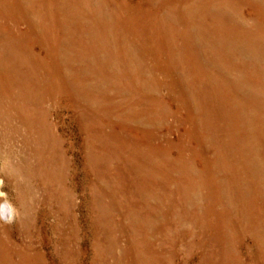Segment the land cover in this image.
<instances>
[{"label":"rangeland","instance_id":"obj_1","mask_svg":"<svg viewBox=\"0 0 264 264\" xmlns=\"http://www.w3.org/2000/svg\"><path fill=\"white\" fill-rule=\"evenodd\" d=\"M214 1L31 0V8L35 13L30 14L25 12L28 10L25 7L16 8L19 0H0L1 28L24 32V20L26 14H29L32 18L40 19L43 31L47 30L51 47L54 46L66 56L77 58L81 54L79 57H84L82 60L85 59L87 73L78 76L79 78L75 77V80L83 82L84 92L92 95L93 110H102L100 116L94 118V124L96 127L100 124L105 129L102 137L107 142L111 141L108 145V157L111 160L107 164V170L110 169L113 185H125L114 197L104 196V191L101 192L102 185L94 175L95 171L88 172L85 164V142L89 135L77 118L78 111L84 112L83 106L78 107L77 105H81L79 102L76 105L69 101L65 94L71 93L56 77L49 76L46 67L39 80V94L25 105L20 95L0 87V169L4 166L0 172V193L4 194L0 195V209L8 205L13 210L10 219L1 217L0 213V224L5 228L0 237L9 236L7 238L17 247L30 253H40L48 264H57L58 245L66 239L65 232L69 231L70 226L67 225V230L61 237H57L52 231L60 217L57 213L60 206L54 197L67 190L66 193H73L72 202L75 207L71 210V215L77 228L79 227L77 237L80 238L74 240L75 242L71 240L70 246L76 254H85V264H264V219L258 242L249 236L246 231L248 225L243 222L249 206L264 202V196L245 193L249 162L244 156L249 143L248 98L251 94H264V20L261 14L254 13L253 5H257L255 0ZM259 1L264 4V0ZM28 6L30 7L29 3ZM186 17L189 18L188 22ZM84 31L90 34H85ZM115 34L120 38L121 44H118ZM250 34H254L257 43V48L252 49L253 51L249 50ZM43 57L45 62L50 61L44 54ZM78 58L75 67H81ZM56 59L61 61L60 57ZM128 60L136 65L122 66ZM51 64L52 61L47 63L50 67ZM59 67L60 72L65 71L63 66ZM126 70L129 71L128 74H125ZM72 78L70 77V81ZM251 86L257 87L256 93H253ZM25 114L32 123L38 126L43 124L40 130L44 127L48 131L47 145L50 151L52 147H56V141L58 145L60 142V152L67 161L62 167L58 156L51 159L43 157L47 164L43 175L46 173L45 176L48 177L49 194L41 190L40 181L29 178L30 181L27 182L23 173L22 161L28 156L30 146L25 143L29 136L23 123ZM119 123L120 128L117 126ZM90 145L96 144L91 142ZM148 145L163 149L162 155H166L167 165L171 169V177L168 178L171 180L166 186L171 193L173 212L177 214L175 216H169L171 214L162 202L157 203V206L150 201L151 206H156L155 212L150 210L149 201L148 204L144 203L148 199L147 193L144 198H138L135 190L128 185L133 171L135 173L134 169L138 168L139 161L142 162L132 158V153L128 151L134 147L145 150ZM132 146L134 147L130 150ZM96 154L98 159V153ZM141 156L142 159L145 158L142 162L144 166L151 157L146 152H142ZM32 159H29L30 164L37 166L38 161ZM117 167L120 168L119 176L115 171ZM98 169L101 172L103 170ZM185 175L189 176L183 184L182 178ZM122 178L126 182H122ZM159 178L161 177H158L157 186L160 189L164 180ZM231 179L236 180L237 184L240 183L242 197L257 199L259 203L251 200L249 206L230 209L236 215L226 216L229 224L225 225L226 231L219 235L220 228L215 227L213 218L204 216L203 210L209 204L208 194L218 185L227 190L228 196L233 197L222 202V208L228 207L229 200L235 199L231 193ZM87 188L91 189V193ZM183 188H186L185 194ZM157 192L155 196L166 200L167 195ZM65 196L68 202L69 196ZM188 201L192 207L187 208ZM186 208L188 215L185 214ZM222 208L218 206L217 209L221 211ZM255 211L259 217H263L264 208L261 211L255 209L253 212L256 213ZM254 213L251 219L256 217L257 214ZM184 216L199 217L195 219V225H186ZM31 225H35L38 231H35L34 237H26L25 231L31 229ZM217 234L219 237H216ZM205 239H215L217 242L204 243ZM27 243H33L32 247L26 246ZM153 244H156L155 256L152 254ZM213 250L221 257L216 255L213 258ZM207 257L211 258L206 260Z\"/></svg>","mask_w":264,"mask_h":264},{"label":"bare ground","instance_id":"obj_2","mask_svg":"<svg viewBox=\"0 0 264 264\" xmlns=\"http://www.w3.org/2000/svg\"><path fill=\"white\" fill-rule=\"evenodd\" d=\"M16 1V0H15ZM38 1V0H37ZM90 1V0H89ZM216 1V0H215ZM214 1V2H215ZM257 5H253L254 7V13H259L262 15V19L264 20V4H262L259 0H255ZM228 2V1H227ZM226 2V3H227ZM28 3L30 4V7L28 6ZM34 3V2H33ZM12 4V2H11ZM19 5L16 7L18 9H22V8H27L28 10H26L25 12L28 11V13L30 14H34V10H32V5H31V0H19ZM36 5V4H35ZM214 5V4H213ZM221 5V4H220ZM219 5V6H220ZM225 5V3H224ZM6 6V5H5ZM141 6V5H140ZM218 6V5H217ZM9 7V6H8ZM236 7V6H235ZM251 7V6H250ZM11 8V7H9ZM233 9V8H232ZM4 10V9H3ZM79 10V9H78ZM184 10V9H183ZM11 11V10H10ZM30 11V12H29ZM228 11V10H227ZM9 12V11H8ZM252 12V11H251ZM12 13V12H11ZM121 13V12H120ZM8 14V13H7ZM14 14V13H12ZM26 14V13H25ZM51 14V13H50ZM2 15V14H1ZM134 15V14H133ZM182 15V14H181ZM193 15V14H192ZM9 16V15H8ZM21 17V16H20ZM50 17V16H49ZM115 17V16H114ZM18 18V17H17ZM176 18V17H175ZM40 20V19H39ZM37 17H31V15H27L26 14V19L24 20L26 23V29L24 30V32H20V31H10L8 29H4L1 28L2 24H1V20H0V87L8 92H12L13 94L15 93L18 94L17 96H21L22 100H23V104L25 105V103H27V101H29L31 98L32 99H36V94H39V89L41 87L40 85V77L43 74V70H45L46 67H48V73L49 76H53L56 77L61 84H63V87L68 90L71 94H65L68 98L69 101H71L73 104L77 105V102H79V104L81 105H77L78 107L83 106V111H78L77 112V118L80 122V124L82 126H84V129L88 132L87 134L88 139L87 142H85V148L87 149V154H86V163L87 164V168L89 169L88 172H91V170H94V175L96 176L97 180L99 181L100 185H102V189L101 192L104 191V196H110V197H114V195L116 193H118L117 191H119L120 189L122 190L124 188V184H117V185H113L111 182V177H110V169L107 170V164H109V161L111 160V157H108V145H110V142L106 140V138L102 137V132L104 133V130L102 128V126H100V124L96 125L94 124L95 120L94 118H97L98 116H100V111L99 109H94L92 108L93 106V100L91 99V94H86V92H84L83 90V86L82 84H84L83 82L81 83L80 80L76 79L75 77L79 78L78 76L81 77V75L86 74V63H85V59L84 61L82 60L84 57H79L80 55L77 56L78 58V62L81 65V67H75L77 64L76 63V56L72 57V56H66L65 53H61L60 50L57 51L56 48L51 47L52 45L49 43V39L47 37V30L45 29L46 32L43 31V28L39 22ZM135 20V19H133ZM45 21V20H44ZM186 21H189V18L186 17ZM43 22V21H42ZM51 22V21H50ZM263 22V21H262ZM259 23V22H258ZM102 24V23H101ZM46 26V25H44ZM100 26V25H99ZM98 26V27H99ZM93 27H95L93 25ZM159 27V26H158ZM7 28V27H5ZM87 28V27H86ZM118 28V27H117ZM260 28V27H259ZM14 29V28H13ZM93 32V31H92ZM104 32V31H103ZM130 32V31H129ZM83 33L88 34L86 31H84ZM191 33V32H190ZM90 34V33H89ZM188 34V32H187ZM111 35V34H110ZM116 35V34H115ZM241 35V34H240ZM93 36V35H92ZM96 36V34H95ZM103 36V35H101ZM105 36V35H104ZM217 36V35H216ZM99 37V36H98ZM96 37V38H98ZM117 37V35H116ZM153 37V36H152ZM190 37V36H189ZM106 38V37H105ZM188 38V37H187ZM100 39V38H99ZM101 39L103 40V38L101 37ZM129 39V38H128ZM174 39V38H173ZM239 39V37H238ZM95 40V39H94ZM169 40V39H168ZM255 37L254 34H250L249 36V50L253 51L257 48V43L255 41ZM93 41V39H92ZM99 41V40H98ZM89 42V41H88ZM104 42V41H102ZM117 42L118 44H121V40L119 37H117ZM167 42V41H166ZM185 42V41H184ZM206 42V41H205ZM105 43V42H104ZM85 44V43H84ZM194 44V43H193ZM119 49V48H118ZM253 49V50H252ZM65 51V50H64ZM125 51V50H124ZM123 51V52H124ZM66 52H68L66 50ZM89 52V51H88ZM122 53V52H121ZM125 53V52H124ZM255 53V52H254ZM43 54L45 55V58H47V60L49 59V62H45ZM130 54V53H129ZM114 55V54H113ZM252 56V55H251ZM60 57L61 61L57 60L56 58ZM73 58V59H72ZM52 61V66H48L47 63H51ZM253 61V60H252ZM56 62H60V63H56ZM212 64V63H211ZM133 66L136 65V63L132 62L131 60L124 62L122 64V66ZM59 66H63L64 70L63 72H60L58 68H60ZM124 66V67H125ZM196 67V66H195ZM254 67V66H253ZM106 69V68H105ZM196 70V69H195ZM198 70V69H197ZM89 72H91V70H88ZM255 71V70H254ZM108 72V71H107ZM128 70L125 71V74H128ZM92 73V72H91ZM198 73V72H197ZM196 73V74H197ZM234 73V72H233ZM132 74V73H131ZM203 75V74H202ZM124 76V75H123ZM52 77V78H53ZM70 77H73L72 80L70 81ZM194 78V76H193ZM47 80V79H46ZM195 83V82H194ZM200 83V82H199ZM51 84V83H50ZM57 87V86H56ZM204 87V86H203ZM252 87V86H251ZM48 88V87H47ZM46 88V89H47ZM212 88V87H211ZM252 91L253 93H256L257 91V87H252ZM64 89V90H65ZM87 90V89H86ZM4 91V92H5ZM91 91V90H89ZM7 92V93H8ZM92 92V91H91ZM90 92V93H91ZM260 93V92H259ZM10 95V94H9ZM114 95V94H113ZM254 95H257V97H255ZM40 96V95H39ZM251 97L248 98V105H247V113H248V139H249V143L248 147H246L245 150V158L247 160V162H249L248 165V169H247V173H248V178L246 181V185H245V193L249 192V195L254 194V195H260V196H264V94H251ZM6 97V96H5ZM10 97V96H9ZM98 98V97H97ZM35 101V100H34ZM37 101V100H36ZM39 101V100H38ZM95 101V100H94ZM33 102V101H32ZM107 102V101H105ZM96 104V103H95ZM32 105V104H31ZM110 106V105H109ZM114 108V107H113ZM112 108V110H113ZM118 108V107H117ZM120 108V107H119ZM81 109V110H82ZM108 109V108H107ZM116 109V108H115ZM120 110V109H119ZM105 111V110H104ZM108 112V111H107ZM205 112V111H204ZM106 113V112H105ZM236 113V112H235ZM56 114V113H55ZM1 115V114H0ZM26 115V114H25ZM116 115V112H115ZM110 116V113H109ZM114 116V115H113ZM117 116V115H116ZM237 116V115H236ZM38 117V116H36ZM108 117V116H107ZM112 117V116H111ZM43 118V117H42ZM105 118V117H104ZM122 118V117H121ZM31 119V118H30ZM67 119V118H66ZM233 119L234 122L236 120V118L233 115ZM108 120V119H107ZM114 120V119H113ZM112 120V121H113ZM120 120V119H119ZM8 121V120H7ZM34 122V121H33ZM104 122V121H102ZM120 122V121H119ZM178 122V121H177ZM4 123V122H3ZM23 123L25 124V126L28 129V138L26 139L25 143L28 144L29 143V147H28V156L24 157L22 163V165H24V170L23 173L25 174V179L26 181H30V180H36V181H40L41 182V190L45 191L47 194H49L48 192V177L45 176L46 173L43 175V172L45 170H47V164L43 161V157H48L49 159H51L52 157H57L60 159V163L63 166L66 165V159L63 156V154L60 152V142L58 145V142L56 141V147H54V149L48 148V141H47V136L49 135L48 131L42 127L43 129H41V125L43 124H39L40 126H38L35 123H32L29 120L28 115H26L25 117H23ZM100 123V121H99ZM105 123V122H104ZM125 123V122H124ZM123 123V124H124ZM237 122H235L236 124ZM121 123H119L117 126L120 128ZM4 126V125H3ZM60 126V125H59ZM109 126V125H108ZM8 127V126H7ZM207 127V126H206ZM109 128V127H108ZM94 129H95V133H94ZM241 129V128H240ZM3 130V129H2ZM89 130H91V133L89 132ZM234 130V129H233ZM247 130V129H246ZM5 132V131H4ZM14 132V131H13ZM50 132V131H49ZM107 132V131H106ZM246 132V131H245ZM137 133V132H136ZM3 134V133H2ZM37 135L38 139L34 136ZM39 134V135H38ZM112 134V133H111ZM6 135V133H5ZM9 135V134H7ZM14 135V134H13ZM238 135V134H237ZM34 136V137H33ZM86 136V135H85ZM185 136V135H184ZM4 137V136H3ZM2 137V138H3ZM8 136H5V138ZM52 137V136H51ZM173 137V136H172ZM1 138V137H0ZM237 138V137H236ZM23 139V138H22ZM108 139V138H107ZM145 139V138H144ZM50 140V139H49ZM86 140V139H85ZM78 142V141H77ZM94 143L96 145H90V143ZM153 142V141H152ZM232 142V141H231ZM235 142V141H234ZM116 143V142H115ZM238 143V142H237ZM25 144V145H26ZM152 144V143H151ZM119 145V144H118ZM14 146V145H13ZM95 147V148H94ZM134 146L130 147V150L133 148ZM148 148L145 150H141L137 147H134L133 150L128 151L131 154L132 158H135L137 160H142V162L144 161V159H142V152H146V154L150 155L151 159L147 160L145 163L146 165L143 166L142 162L139 161V166L137 169L135 170V173L133 171V176H130L132 178L129 187L131 189H134L136 192V197H140V198H144V194L147 193L148 195V199H146V201L144 202L145 204H148L149 201V206L148 208H150V210H156V206H151L150 201L153 202L154 204H156L157 206L162 202L163 206L166 207L167 212H169L171 215L169 216H175L177 215L176 213H174V209H173V201L170 198V194L168 191V186H166V183H170L169 180H171V178L168 180L171 174V170L170 167L167 165L166 162V155H162V150L161 148H157L154 147L153 145H148ZM117 148V147H116ZM237 148V147H236ZM93 149V150H91ZM12 150V148H11ZM117 150V149H116ZM125 150V149H124ZM181 150V149H180ZM25 151V150H24ZM98 153V159H97V154ZM103 151V152H102ZM119 152V151H117ZM12 153V152H11ZM92 153V155H91ZM141 153V154H140ZM117 154V153H116ZM156 154V155H155ZM61 155V156H60ZM112 155V154H111ZM22 156V155H21ZM114 156V155H113ZM30 158H35L38 163L37 166L35 165H31L29 159ZM129 158V157H128ZM168 158V157H167ZM22 159V158H21ZM32 159V160H33ZM47 159V158H46ZM45 159V161H46ZM183 159V158H182ZM8 160V158H7ZM48 160V159H47ZM117 160V158H116ZM129 160V159H128ZM160 160V162L158 161ZM36 161V162H37ZM125 161V160H124ZM16 162V161H15ZM130 162V161H128ZM136 162V161H135ZM138 162V161H137ZM240 162V161H239ZM35 163V162H34ZM33 163V164H34ZM69 163V162H68ZM132 163V162H131ZM144 163V164H145ZM21 164V163H20ZM137 164V165H138ZM215 164V163H214ZM53 165V164H52ZM59 165V164H58ZM57 165V166H58ZM69 166V165H68ZM133 166V165H132ZM143 166V167H142ZM4 167V166H3ZM0 169V172L3 170ZM60 167V166H58ZM183 167V166H182ZM191 167V166H190ZM221 167V166H220ZM224 167V166H222ZM227 167V166H226ZM86 168V169H87ZM103 169L102 172L98 169ZM124 168V167H122ZM228 168V167H227ZM233 168V167H232ZM244 168V167H243ZM50 169V168H49ZM61 169V168H60ZM120 168H116V172H117V176H119L120 174ZM55 170V169H54ZM57 170V169H56ZM63 170V169H62ZM146 170V171H145ZM231 170V169H230ZM17 171V170H16ZM15 171V172H16ZM59 171V170H58ZM61 171V170H60ZM64 171V170H63ZM108 171V173H107ZM55 172V171H54ZM129 172V171H128ZM185 172V171H184ZM4 173V172H3ZM2 173V174H3ZM53 173V172H52ZM56 173V172H55ZM191 173V172H190ZM58 174V173H57ZM229 174V173H228ZM33 175V176H32ZM50 175V174H49ZM83 175V174H82ZM215 175V174H214ZM230 175H233L232 173H230ZM247 175V174H246ZM4 176V175H3ZM53 176V175H52ZM125 176V173H124ZM129 176V175H128ZM187 176L189 175H185L184 178H182V183L185 184V178H187ZM7 177V176H5ZM45 177V178H44ZM57 177V176H56ZM60 177L62 178V176L60 175ZM158 177H161L159 179L164 180L163 183H161L160 185V189L158 188ZM183 177V176H182ZM29 178H31L29 180ZM55 178V177H53ZM23 179V178H22ZM64 179V178H63ZM119 179H121V176L119 177ZM244 179V178H243ZM204 180V179H203ZM213 180V179H212ZM27 181V182H28ZM55 181V180H54ZM53 181V182H54ZM59 181V180H58ZM130 181V180H129ZM128 181V183H129ZM166 181V182H165ZM228 181V180H227ZM236 181V180H235ZM233 179H231V193H233L234 195V200H229V204L228 207L226 209L222 208L223 206V201L225 199L233 198L232 196H228V192L227 190L225 191L223 188H221L220 185L216 186L213 188V191L211 194H208L207 196V200L208 201V207L206 206V210L204 209V216L206 215L207 218L211 219L213 218V222H216V226L220 228L219 230V235H221L220 233L224 230L225 225L229 224L226 221V216H234L236 215L235 213H231L230 209H236V208H244V206H249V203H251V200H257V199H246V196H241V194L243 193L240 189V183H236ZM57 182V181H56ZM122 182H126L124 178H122ZM221 182V181H220ZM1 183V180H0ZM60 183V182H59ZM249 183H253V186H249ZM175 184V183H174ZM189 184V183H188ZM221 184V183H220ZM59 185V184H58ZM201 185V184H200ZM251 185V184H250ZM171 186V185H170ZM169 186V187H170ZM59 187V186H58ZM195 187V186H193ZM201 187V186H200ZM204 187V186H203ZM51 188V187H50ZM190 188V187H189ZM229 188V187H228ZM89 189L90 193H91V189L87 188V190ZM126 189V188H125ZM171 189V188H170ZM58 190V189H57ZM63 191V190H62ZM67 191V190H65ZM65 191H63V193H60L59 195H57V197L55 196L54 198L57 201V205L60 206L59 207V211L57 212L58 215L60 217H58V222L57 224L54 226V228L52 229V231L55 233V235L57 237H61L63 235V233L65 232L67 225L70 226L69 231L65 232V237L66 239H63L59 245H58V250H57V255L59 258V261L57 264H85L83 263V260L85 258V254L83 252H80L76 254L74 251H72V248L70 246L71 240L73 242H75L76 240H79L77 235L79 233V227L77 228V225L75 224V222L73 221V215L71 210L74 209L75 205L72 202V197H73V193L70 194V192L68 191V193H66ZM156 191H160L163 195H167L166 196V200H164L162 197L159 198L157 196H155ZM190 191V190H189ZM5 192V191H4ZM157 192V193H158ZM187 192L186 188H183V193ZM54 193V192H53ZM131 193V192H130ZM66 195H68L70 197H68V202L65 200L66 199ZM126 194V193H125ZM135 194V193H134ZM185 194V193H184ZM190 194V193H189ZM182 195V194H181ZM54 196V195H53ZM146 196V195H145ZM190 196V195H189ZM259 198V197H258ZM264 200V197H262ZM127 199V198H126ZM54 200V199H53ZM86 201H88V198L86 199ZM259 203V200H257ZM131 203V202H130ZM175 203V202H174ZM187 208L188 207H192V204H189V201L187 202ZM222 203V205H221ZM117 204V203H116ZM118 205V204H117ZM130 205V204H129ZM219 207L222 208V210L220 211V209H217ZM164 207V210H165ZM225 207V206H224ZM39 208V207H38ZM141 208V206H140ZM147 208V207H146ZM186 208L185 214L188 215V210ZM194 208V206H193ZM240 208V209H241ZM262 208H264V202L260 201V205H252L249 206V210L248 213L243 211V213L245 212L246 215V219L243 220V222H245L248 225L247 228V232L249 234L250 237L254 238L256 241L258 239H260V237L258 236L260 234V228L262 226V222L264 219V213L262 214L263 217H259V214L254 213L253 211L256 209L257 211H261ZM131 209V207H130ZM162 209V208H161ZM185 209V208H184ZM253 209V211L251 210ZM90 210H92V208L90 207ZM123 210V209H122ZM121 210V211H122ZM137 210V209H136ZM144 210V209H143ZM142 210V211H143ZM146 210V209H145ZM160 210V209H159ZM163 210V211H164ZM23 211V210H22ZM229 211V212H228ZM25 212V209H24ZM71 212V213H70ZM177 212V210H176ZM196 212L197 211H193ZM242 211H240L241 213ZM0 213H1V217L3 218H11L12 214H13V210L10 206L5 205L3 207H1L0 209ZM55 213V212H54ZM105 213V212H104ZM134 213V212H133ZM150 213V211H149ZM188 213V214H187ZM252 213H254L256 215L255 218L251 219V216L253 217ZM27 214V213H25ZM128 214V213H127ZM130 214V212H129ZM140 214V213H139ZM155 214V213H154ZM162 214V212H161ZM167 214V213H166ZM165 214V215H166ZM63 215V217L61 216ZM143 215V214H142ZM146 215V214H145ZM156 215V214H155ZM159 215V214H157ZM192 215V214H191ZM242 215V213H241ZM97 216V215H96ZM109 216V215H107ZM106 216V217H107ZM114 216V215H113ZM138 216V215H137ZM144 216V215H143ZM164 216V215H163ZM99 217V216H98ZM142 217V216H141ZM146 217V216H145ZM155 217V216H154ZM161 217V215L159 216ZM178 217V216H177ZM183 217V216H182ZM185 217V224L186 225H195L197 223V221L195 219H197L199 216H196L195 218L190 217L188 218L187 216ZM242 217V216H240ZM89 218V217H88ZM101 218V217H100ZM107 218H112V217H107ZM188 218V219H187ZM224 218V219H222ZM236 218V217H235ZM143 219V217H142ZM148 219V218H147ZM146 219V220H147ZM205 219V218H204ZM239 219V218H237ZM242 219V218H240ZM85 220V219H84ZM104 220V219H103ZM115 220V219H114ZM145 220V221H146ZM155 220V219H154ZM158 220V219H157ZM166 220V219H165ZM73 221V222H72ZM78 221V220H77ZM100 221V219H99ZM110 221V219H109ZM163 221V220H162ZM161 221V222H162ZM176 221V220H175ZM209 221V220H208ZM230 221V220H228ZM72 222V224H71ZM111 222V221H110ZM143 222V221H142ZM154 222V221H153ZM212 222V223H213ZM78 223V222H77ZM99 223V222H96ZM107 223V221H106ZM122 223V222H121ZM131 223V222H130ZM147 223V222H146ZM170 223V222H169ZM244 223V224H245ZM258 224V225H251V224ZM114 224V223H113ZM116 224V222H115ZM129 224V223H127ZM162 224V223H160ZM171 224V223H170ZM180 224V223H179ZM182 224V223H181ZM200 224V223H199ZM198 224V225H199ZM107 225V224H106ZM118 225V224H117ZM151 225V224H150ZM210 225V224H209ZM231 225V224H230ZM235 225V224H234ZM114 226V225H113ZM116 226V225H115ZM133 226V225H132ZM135 226V225H134ZM140 226V225H139ZM156 226V225H155ZM160 226V225H159ZM184 226V225H181ZM211 226V225H210ZM104 227V226H102ZM124 227V226H123ZM150 227V226H149ZM170 227V226H169ZM190 227V226H189ZM231 227V226H230ZM241 227V226H240ZM245 227V226H244ZM126 228V227H124ZM131 228V227H130ZM129 228V229H130ZM139 228V227H137ZM157 228V227H155ZM162 228V227H161ZM168 228V227H167ZM187 228V227H186ZM205 228V227H203ZM234 227L231 228V230H233ZM243 228V227H242ZM259 228V229H258ZM4 226L2 224H0V235L1 233L4 231ZM128 229V230H129ZM144 229V228H143ZM179 229V228H177ZM181 229V228H180ZM210 229V228H209ZM37 230V227L35 225H31V229H27L25 231V235L26 237H28V235H32V237H34L35 231ZM86 230V229H85ZM91 230V229H90ZM96 230V229H95ZM94 230V231H95ZM119 230V229H118ZM139 230V229H138ZM169 230V229H168ZM189 230V229H187ZM215 230V228H214ZM38 231V230H37ZM110 231V230H109ZM132 231V230H129ZM136 231V230H135ZM134 231V232H135ZM140 231V230H139ZM165 231V230H164ZM174 231V230H173ZM184 231V230H183ZM193 231V230H192ZM240 231V230H239ZM244 231V232H246ZM158 232V230H157ZM213 234V230L211 231ZM31 233V234H30ZM98 233V232H97ZM131 233V232H130ZM136 233V232H135ZM144 233V232H143ZM151 233V232H150ZM167 233V232H166ZM190 233V232H189ZM202 233V232H201ZM243 233V232H242ZM162 234V233H161ZM177 234V233H176ZM181 234V233H180ZM179 234V235H180ZM187 234V233H186ZM208 234V232H207ZM217 234L216 237H219ZM105 235V234H104ZM104 235L102 237H104ZM111 235V234H110ZM116 235V234H115ZM114 235V236H115ZM131 235V234H130ZM206 236V234H204ZM212 235V234H211ZM231 235V234H230ZM113 236V237H114ZM135 236V235H134ZM158 236V235H157ZM242 236V235H241ZM9 237V236H7ZM7 237H0V264H48L44 261L43 259V255L41 256L40 253L37 252H33L30 253L28 252V250L26 249H21L19 247H17V245L13 242L10 241ZM80 237V236H79ZM113 237H111L113 239ZM118 237V236H115ZM122 237V236H121ZM138 237V236H137ZM141 237V236H140ZM165 237V236H164ZM163 237V238H164ZM195 237V236H194ZM204 237V236H203ZM209 237V236H208ZM233 237V236H232ZM249 237V238H250ZM161 238V237H160ZM169 238V237H168ZM172 238V237H171ZM207 238V237H206ZM210 238V237H209ZM222 238V236H221ZM242 238V237H241ZM263 238V237H262ZM109 239V238H108ZM107 239V240H108ZM123 239V238H122ZM131 239V238H130ZM135 239V238H134ZM157 239V238H155ZM175 239V238H174ZM196 239V238H194ZM204 239V238H203ZM75 240V241H74ZM132 240V239H131ZM137 240V239H136ZM159 240V239H158ZM166 240V239H165ZM220 240V239H219ZM114 241V240H113ZM125 241V240H124ZM139 241V240H138ZM175 241V240H174ZM207 241H212V242H217V240H208L205 239L204 243H206ZM235 241V240H234ZM262 241V240H261ZM260 241V242H261ZM264 241V240H263ZM116 242V241H115ZM131 242V241H130ZM144 242V241H143ZM171 242V241H170ZM230 242V241H229ZM236 242V241H235ZM258 242V241H257ZM133 243V242H132ZM145 243V242H144ZM158 243V242H157ZM167 243V242H166ZM194 243V242H193ZM227 243V242H226ZM233 243V242H232ZM33 243H27L25 244L26 246L32 247ZM135 244V243H134ZM150 244V243H148ZM161 244V243H160ZM163 244V242H162ZM161 244V245H162ZM170 244V243H169ZM192 244V243H191ZM208 244V243H207ZM231 244V243H230ZM260 244V243H259ZM125 245V244H124ZM139 245V244H138ZM137 245V246H138ZM145 245V244H144ZM155 245H152V254L154 255V251H155ZM160 245V246H161ZM175 245V244H174ZM235 245V243H234ZM233 245V246H234ZM246 245V244H245ZM261 245V244H260ZM83 246V244H82ZM112 246V245H111ZM110 246V247H111ZM116 246V245H115ZM126 246V245H125ZM140 246V245H139ZM166 246V245H165ZM169 246V245H168ZM179 246V245H178ZM207 246V245H206ZM215 246V245H214ZM223 246V245H222ZM239 245H237L238 247ZM85 248V246H83ZM87 247V246H86ZM208 247V246H207ZM220 247V246H219ZM113 248V247H112ZM111 248V250H112ZM117 248V247H116ZM149 248V247H148ZM157 248V247H156ZM195 248V247H194ZM199 248V247H198ZM256 248V247H255ZM259 248V247H258ZM57 249V246H56ZM76 249V248H75ZM100 249V248H99ZM114 249V248H113ZM133 249V248H132ZM142 249V248H140ZM159 249V248H158ZM210 249V248H209ZM234 249V248H233ZM103 250V249H102ZM130 250V249H129ZM135 250V249H134ZM226 250V249H225ZM259 250V249H258ZM262 250V248H261ZM264 250V249H263ZM78 251V250H77ZM98 251V250H97ZM114 251V250H113ZM189 251V250H188ZM206 251V250H205ZM210 251V250H209ZM231 251V250H230ZM112 253V252H111ZM122 253V251H121ZM226 253V252H225ZM110 254V253H109ZM125 254V253H123ZM139 254V253H138ZM143 255V253H141ZM148 254V253H147ZM165 255V254H164ZM206 255V254H205ZM212 255V254H211ZM218 255L219 257L220 254L217 253L216 251L213 250V258H215V256ZM251 255V254H250ZM77 256V257H76ZM138 256V255H137ZM136 256V257H137ZM155 256V255H154ZM153 256V259H154ZM163 256V255H161ZM160 256V257H161ZM173 256V255H172ZM188 256V255H187ZM186 256V257H187ZM227 256V255H225ZM239 256V255H238ZM132 257V256H131ZM164 257V256H163ZM166 257V256H165ZM224 257V255H223ZM252 257V255H251ZM55 258V257H54ZM124 258V257H123ZM130 258V257H129ZM139 257H137L138 259ZM142 258V257H140ZM172 258V257H171ZM199 258V257H198ZM211 257H207L206 260L210 259ZM121 259V258H120ZM146 259V258H145ZM170 259V258H169ZM192 259V258H191ZM254 259V258H253ZM95 260V259H94ZM119 260V259H118ZM117 260V261H118ZM167 260V259H166ZM217 260V259H216ZM241 260V259H240ZM257 260V259H256ZM85 261V260H84ZM99 261V260H98ZM121 261V260H120ZM135 261V260H134ZM156 261V260H155ZM158 261V260H157ZM161 261V260H160ZM169 261V260H168ZM172 260H170L171 262ZM220 261V260H219ZM226 261V260H224ZM230 261V260H229ZM88 262V261H87ZM140 262V260H139ZM138 262V263H139ZM143 262V261H142ZM163 262H165V260H163ZM173 262V261H172ZM187 262V261H186ZM210 262V261H209ZM227 262V261H226ZM231 262V261H230ZM237 262V261H236ZM261 262V261H260ZM149 263V262H148ZM206 263V262H205ZM208 263V262H207ZM206 263V264H207ZM211 263V262H210ZM223 263V261H222ZM258 263V262H257ZM54 264V263H53ZM133 264V263H132ZM152 264V263H151ZM194 264V263H193ZM196 264V263H195ZM231 264V263H230ZM233 264V263H232ZM247 264V263H246ZM250 264V263H249ZM263 264V263H262Z\"/></svg>","mask_w":264,"mask_h":264},{"label":"clouds","instance_id":"obj_3","mask_svg":"<svg viewBox=\"0 0 264 264\" xmlns=\"http://www.w3.org/2000/svg\"><path fill=\"white\" fill-rule=\"evenodd\" d=\"M0 195H4L3 193H0ZM10 219V218H9Z\"/></svg>","mask_w":264,"mask_h":264}]
</instances>
